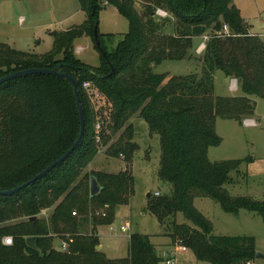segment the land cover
<instances>
[{
	"label": "trees",
	"instance_id": "1",
	"mask_svg": "<svg viewBox=\"0 0 264 264\" xmlns=\"http://www.w3.org/2000/svg\"><path fill=\"white\" fill-rule=\"evenodd\" d=\"M78 1L87 16L85 22L52 33L50 52H22L0 42V79L20 71L61 66L79 85L86 117L83 140L67 161L14 195L0 196V264H161L151 237L143 234L130 235L126 259L112 260L98 249V228L111 224L117 207L129 205L135 192V178L129 169L139 149L131 123L135 116L148 124L152 136H159V178L173 185L172 196L150 195V211L162 224L181 213L193 225L175 220L169 234L173 244L191 250L200 263H254L256 238L215 236L214 224L194 201L196 197L210 198L228 214L246 210L264 216V201L232 197L224 188L233 182L231 173L239 171L243 160L209 159L210 148L222 143L218 119L243 123L256 112L257 103L251 97L264 100L263 39L250 32L234 0ZM109 6L129 24L113 51L106 49L99 32V13ZM158 9L174 19L173 34H163L168 18L160 22L153 16ZM225 26L234 37H219ZM206 35L211 39L200 59L201 74L169 78L154 72V67L165 61L196 60L193 39ZM85 36L101 54L99 67L85 64L74 53L75 43ZM217 71L237 79L243 95L216 96ZM84 81L93 82L105 95L106 104L100 111L83 90ZM99 118L106 127L100 144L94 131ZM80 133L77 99L69 81L31 75L2 84L0 190H12L32 180L63 157ZM109 142L106 154L123 158L128 170L87 173ZM92 178L101 186L96 197L90 194ZM49 210L50 216L42 217ZM34 217L37 220L31 221ZM7 237L12 238V245L4 243ZM30 237L35 238L38 249L28 247ZM56 239L67 244L66 251L54 247Z\"/></svg>",
	"mask_w": 264,
	"mask_h": 264
},
{
	"label": "rangeland",
	"instance_id": "2",
	"mask_svg": "<svg viewBox=\"0 0 264 264\" xmlns=\"http://www.w3.org/2000/svg\"><path fill=\"white\" fill-rule=\"evenodd\" d=\"M234 4L248 23L250 32L264 41V0H234ZM138 9L141 11L140 6ZM86 18L78 0H0V42L18 51L46 54L54 46L52 33L82 25ZM128 30V21L115 7H103L99 13V32L103 35L102 42L107 50H115ZM173 33L174 19L169 15L163 34ZM204 41V37L193 39L192 52L196 60L165 61L155 66L154 72L166 74L169 78L201 74L203 65L200 59L205 50L200 52L199 47ZM74 53L87 65H101V54L88 36L75 43ZM215 95L229 97L243 94L239 90H230V81L223 72L217 71ZM251 98L257 103L253 118L258 125L246 126L244 122L218 119L217 133L222 143L210 148L209 159L211 162L243 160L239 171L231 173L233 182L224 188L232 197L264 201V100ZM131 123L134 125V141L139 145L129 166L135 178V192L129 205L117 207L111 224L98 228L100 250L112 260L126 259L129 256L130 235L143 234L151 237L161 257L167 253L175 259L176 264H207L198 262L191 250L182 252L179 246L173 244L169 234L175 220L180 225L193 226L183 214L179 213L176 218L162 224L150 211L148 195L155 197L158 193L162 197L172 196L173 185L159 178L162 155L159 136H152L148 124L138 116ZM111 144L109 142V146L101 148L95 161L87 168V173L102 170L109 174H120L128 170V163L123 158L106 154ZM194 205L212 221L215 236L254 237L258 252L264 255V216L246 210L240 211L239 215L228 214L217 202L205 197H196ZM51 213L52 210L45 211L42 217H48ZM128 222L131 230L124 233L121 227ZM62 245L60 240L54 241L56 249L63 251ZM253 264H264V259H256Z\"/></svg>",
	"mask_w": 264,
	"mask_h": 264
},
{
	"label": "water",
	"instance_id": "3",
	"mask_svg": "<svg viewBox=\"0 0 264 264\" xmlns=\"http://www.w3.org/2000/svg\"><path fill=\"white\" fill-rule=\"evenodd\" d=\"M153 16H155V14H153ZM95 36L96 39L98 38V31L97 29L95 30ZM97 45L100 47L99 42L97 41ZM62 67L60 66L59 69H53V70H47V69H30V70H25V71H20V72H16L13 74H10L6 77H3L0 79V86L10 80H14V79H18V78H23V77H27V76H31V75H49V76H55L58 77L62 80H67L69 81V83L73 86L74 89V93L77 99V104H78V111L80 114V120H81V133L80 136L78 138V140L74 143V145L72 146V148L63 156L61 157L59 160L55 161L54 163H52L49 167H47L43 172H41L40 174H38L37 176H35L32 180H30L29 182L16 187L12 190H7V191H1L0 190V196H12L15 193L27 188L28 186L35 184L37 181L45 178L49 173H51L56 167H58L60 164L64 163L65 161H67L69 159V157L75 152V150L78 148V146L80 145V143L83 140V136L85 134V127H86V117H85V112L83 110L82 107V102H81V98H80V91H79V85L78 83L75 81V79L70 75L67 74L65 72L62 71L61 69ZM232 78L228 77V81H230ZM101 193V186L99 185L98 181L95 178L91 179V184H90V194L92 197H96ZM148 197H150V194L148 195ZM37 220V217L31 218V221H35ZM27 245L28 247L32 248V249H38L37 245H36V240L33 237H30L27 239ZM100 250V247L98 248ZM256 259H264V255L257 252V257Z\"/></svg>",
	"mask_w": 264,
	"mask_h": 264
},
{
	"label": "built area",
	"instance_id": "4",
	"mask_svg": "<svg viewBox=\"0 0 264 264\" xmlns=\"http://www.w3.org/2000/svg\"><path fill=\"white\" fill-rule=\"evenodd\" d=\"M155 16L158 17V20L161 22L165 19H167L169 17V13H167L164 10L158 9L155 13ZM235 35L230 31V29L225 26L223 27V30L221 31V33L219 34V37L222 38H230V37H234ZM211 39L210 35H206L204 36V43L199 47V51L202 52L205 50L206 48V42H208ZM82 88L83 90L89 95V97L91 98V101L95 107V110L100 111L106 104V97L105 95L102 93V91L91 81H84L82 83ZM230 89L232 91H236L239 89V85H238V80L237 79H231L230 80ZM96 102L94 104V102ZM244 124L246 126H256L258 125L255 121L251 120V119H246L244 120ZM105 123L104 121L99 118L96 120L95 122V127H94V131H95V139L97 143H101L102 139H103V134L105 131ZM155 196H159V194L157 193ZM73 215H76V212L73 213ZM100 215V214H98ZM103 216H105V214H103ZM131 230V224L128 222L126 223L124 226L121 227V231L124 233H128ZM4 243L6 245H12L13 244V240L11 237H7L4 239ZM177 246L180 247L182 252H187L188 249L185 246H182L180 244H177ZM63 251H66L68 246L66 243H63L62 245ZM161 264H176L175 263V259L171 256L168 255L167 253H164L162 256V262ZM248 264H253V263H248Z\"/></svg>",
	"mask_w": 264,
	"mask_h": 264
},
{
	"label": "crops",
	"instance_id": "5",
	"mask_svg": "<svg viewBox=\"0 0 264 264\" xmlns=\"http://www.w3.org/2000/svg\"><path fill=\"white\" fill-rule=\"evenodd\" d=\"M106 9V8H105ZM117 11V9H116ZM227 78V77H226ZM227 81H228V78H227ZM231 90V89H230ZM239 90V89H238ZM251 120L255 121L254 118H251ZM256 122V121H255ZM257 123V122H256ZM258 124V123H257Z\"/></svg>",
	"mask_w": 264,
	"mask_h": 264
}]
</instances>
